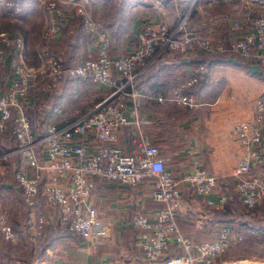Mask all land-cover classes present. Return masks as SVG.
Listing matches in <instances>:
<instances>
[{"label": "built area", "instance_id": "1", "mask_svg": "<svg viewBox=\"0 0 264 264\" xmlns=\"http://www.w3.org/2000/svg\"><path fill=\"white\" fill-rule=\"evenodd\" d=\"M169 1L181 7L180 0ZM91 3L92 0H37L35 8L43 14L34 44L37 66L28 61L26 37L19 29L0 31V133L11 125L16 143L14 149L0 156V162L14 155L21 157L14 179L31 217L29 239L39 249L47 232L68 231L86 242L108 240L112 236L110 224L90 202L96 181L137 188L148 180L151 198L161 207L152 217L134 210L127 218L137 233V262L217 264L230 248L244 241L243 231L236 225L221 224L213 240L197 241L180 231L178 216L183 187L198 197H207L221 189V180L199 166L181 178L168 171L167 159L146 132L154 122L142 116L144 95L135 86L148 62L166 51L177 52L187 60L198 52L227 54L264 67V0H240L239 11L217 10L200 22L192 20L189 8L174 27L164 19L148 21L138 35V44L122 57L112 55V38L103 22L94 16ZM157 5L164 7L165 0H158ZM0 9L16 20L32 8L22 0H0ZM78 18L95 56L66 67L59 48L67 25ZM222 25L234 30L235 39L229 44L217 38ZM209 74L206 64L190 66L172 100L197 108V98L188 91ZM70 78L107 89L108 93L64 126L42 122L39 100ZM63 114L62 108L53 109L56 117ZM126 126L135 129L133 143L137 150L133 153L119 145ZM231 135L241 148L240 161L231 177L244 205L256 209L264 204V174L260 172L264 165L263 97L256 101L254 117L238 122ZM227 200L223 194L220 202L224 205ZM0 238L19 244L9 214L2 210Z\"/></svg>", "mask_w": 264, "mask_h": 264}, {"label": "crops", "instance_id": "2", "mask_svg": "<svg viewBox=\"0 0 264 264\" xmlns=\"http://www.w3.org/2000/svg\"><path fill=\"white\" fill-rule=\"evenodd\" d=\"M22 1L26 7L32 8L27 12L26 21L34 20L29 13L35 18L38 15L39 10L35 8L37 0ZM157 1L92 0L90 6L94 16L103 22L112 38L111 52L114 57L127 55L138 44V35L148 21L164 19L174 27L189 8H192L194 22H200L206 17L203 15L209 9L211 10L209 13L212 14L217 10L237 12L241 8L240 0H199L193 7L195 0H180L181 7L175 1L165 0L162 8L158 7ZM19 19L9 21L13 23ZM22 28L16 29L26 37L28 61L30 65L37 66L39 62L34 52V44L38 33L31 37L30 33L24 31L26 25ZM217 38L224 39L229 44L235 39L234 30L228 25H222ZM31 43L33 52L29 47ZM30 54H34L36 63L32 62ZM59 55L66 67H73L90 56H95L90 41L81 32L79 18L67 25ZM199 64H206L211 71L199 85L188 91L195 95L199 106L189 108L174 102L172 100L174 93L184 82L187 69ZM263 68L252 61L235 59L227 54L212 55L198 52L187 60L179 53L166 51L149 61L139 75L135 88L144 95L141 100V114L154 122L153 126L146 127V132L152 136L155 144L161 149L162 156L167 159L168 171L181 178L199 166L221 180V189L207 197H198L183 187V203L178 216V226L187 237L197 241H211L215 238L217 227L225 224L226 205L220 202L221 196L225 195L222 180L229 179L236 192V181L231 178V174L241 158L240 145L231 133L238 122L254 117L257 99L264 98V76L260 75ZM219 76L221 81H217ZM217 86L220 89L214 91ZM107 93V89L92 86L78 78H70L59 89L39 100L41 120L64 126L104 99ZM55 107L63 109L62 117L53 115ZM128 118L132 120L130 114ZM11 129L0 133V145L3 150L7 149L6 151L16 147ZM134 132L132 126L122 129L119 145L127 153L137 150L133 143ZM20 160L19 155H14L7 161L0 162V210L9 214V221L19 236V243L22 240L29 241L32 223L29 210L22 201L21 192L14 179V170ZM260 172L264 174V165ZM151 188L149 181L137 188H130L108 184L98 179L90 202L110 224L111 238L105 241L86 242L67 231L57 236L55 241L47 246L46 252L52 254L54 250L56 252L64 250L80 253L87 258L83 264H139L137 233L127 223L126 216L128 218L134 210H142L151 217L154 215L161 205L152 200ZM262 208L264 204L256 209L260 211ZM241 221V218H236L231 224L241 229ZM245 240L238 251L235 250L236 247L230 248L217 264H245L254 261L256 263V260L260 261L256 264H264L262 231L258 230L253 236L245 234ZM2 243L3 240L0 239V264H7L9 261H12L11 264H37L31 262V258L24 261L14 253L9 254L1 246ZM251 243L254 245L248 247ZM76 258H79V255H76ZM39 264L47 263L43 261Z\"/></svg>", "mask_w": 264, "mask_h": 264}, {"label": "rangeland", "instance_id": "3", "mask_svg": "<svg viewBox=\"0 0 264 264\" xmlns=\"http://www.w3.org/2000/svg\"><path fill=\"white\" fill-rule=\"evenodd\" d=\"M194 1V0H192ZM37 2V1H36ZM38 11V10H36ZM211 10L209 9L205 15L203 16H208L210 13ZM28 12V11H27ZM27 12L26 14L21 17L17 22H10L9 19L7 18V16L2 12V10L0 9V31L1 30H6L8 28H22L23 25H26V29L24 31H26V33H30L31 34V37L34 36L36 33H38V29L41 27V25L43 24V14L42 13H39L38 12V15L35 16L34 15H31L29 13V16H31V19L33 18L34 20H30L29 21H26L27 20ZM32 12V11H31ZM26 16V17H25ZM13 21V20H12ZM16 23V24H14ZM177 24V23H176ZM23 29V28H22ZM38 35V34H37ZM32 43L31 45L29 46L30 47V51L33 52V49H32ZM177 53V52H176ZM31 55V58L34 60H32L33 63H36V60L34 59V54H30ZM29 55V56H30ZM247 61H250V60H247ZM217 81H221V78L220 76L217 78ZM250 89H252V87L248 86ZM219 86H217L216 88H214V91L215 90H219ZM5 150V149H4ZM3 150V147L0 145V156H2L3 154L7 153L8 151H4ZM7 161V160H6ZM148 181V180H146ZM126 216V215H125ZM126 219H127V216H126ZM127 221V220H126ZM74 234V233H73ZM51 236L52 234L51 233H47L46 235V238L42 244V248L39 249L38 247H36L35 245H33L32 241H23L22 242L20 241V246H18L19 244H12V243H9L3 239V243L2 245H9L10 249H11V253H14L15 254V248H19V247H23L24 246V243L26 242L27 243V248L28 246H31L33 248L34 251L31 250V252H27L25 254V257H29L28 259L31 258V262L33 263H41L42 261L46 262L47 264H78V263H85V259H87L86 257H84L82 254L78 253H73V252H65L64 250L63 251H58L56 252V250H54L51 253L49 252H46V248L48 246V244L50 243L51 241ZM244 240H245V235H244ZM243 243V242H242ZM237 247V246H235ZM9 248H7L8 250ZM31 249V248H30ZM76 255H79V258H76ZM11 258V257H10ZM258 262H260L259 260H256ZM10 262V263H9ZM7 264H11L12 261H9ZM218 263V262H217ZM255 261L254 262H247L245 264H256Z\"/></svg>", "mask_w": 264, "mask_h": 264}, {"label": "trees", "instance_id": "4", "mask_svg": "<svg viewBox=\"0 0 264 264\" xmlns=\"http://www.w3.org/2000/svg\"><path fill=\"white\" fill-rule=\"evenodd\" d=\"M253 62V61H252ZM255 63V62H254ZM257 64V63H255ZM258 65V64H257ZM262 67V66H261ZM264 76V68L261 70V74ZM11 125L9 130L11 129ZM8 159V158H7ZM5 159V160H7ZM232 178V177H231ZM233 179V178H232ZM236 184V182H235ZM222 185H223V189L225 192V195L227 196L228 200L226 202V209H225V224H231L233 223V221L236 220V218H241V223H240V227H241V231H243V234L248 235V236H253L256 235V232L258 230H261L263 235H264V208H262L260 211H258L257 209H249L248 207H246L241 199L240 194L234 191L233 185L232 183L229 181V179L226 180H222ZM236 188V185H235ZM235 192V193H234ZM243 203V204H242ZM26 207V206H25ZM27 208V207H26ZM262 215V216H261ZM63 232H67V231H61L59 233H51V241L49 244H51L53 241H55L57 236L63 235ZM70 233V232H68ZM258 239V238H257ZM246 240L243 241V243ZM243 243L240 244V246L238 245L236 247L235 250L238 251V249L243 245ZM48 244V245H49ZM254 244L251 243L249 246H253ZM1 246L5 249L6 252H8L9 254H11V249L9 247V245H2ZM7 248H9L7 250ZM31 248V249H30ZM15 254L16 256L20 257L22 260L24 261H29L30 259L25 257V251L26 253L34 251L33 248L31 246H28L27 248V243H24V246L22 248H15Z\"/></svg>", "mask_w": 264, "mask_h": 264}, {"label": "bare ground", "instance_id": "5", "mask_svg": "<svg viewBox=\"0 0 264 264\" xmlns=\"http://www.w3.org/2000/svg\"><path fill=\"white\" fill-rule=\"evenodd\" d=\"M241 264V263H240Z\"/></svg>", "mask_w": 264, "mask_h": 264}]
</instances>
